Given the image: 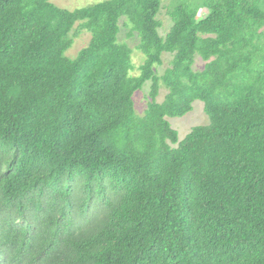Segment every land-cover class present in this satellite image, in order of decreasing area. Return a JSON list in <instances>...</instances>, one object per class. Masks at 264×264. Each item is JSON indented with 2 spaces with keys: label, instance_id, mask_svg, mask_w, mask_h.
<instances>
[{
  "label": "trees",
  "instance_id": "trees-1",
  "mask_svg": "<svg viewBox=\"0 0 264 264\" xmlns=\"http://www.w3.org/2000/svg\"><path fill=\"white\" fill-rule=\"evenodd\" d=\"M161 3L0 0V264H264V0Z\"/></svg>",
  "mask_w": 264,
  "mask_h": 264
},
{
  "label": "rangeland",
  "instance_id": "rangeland-1",
  "mask_svg": "<svg viewBox=\"0 0 264 264\" xmlns=\"http://www.w3.org/2000/svg\"><path fill=\"white\" fill-rule=\"evenodd\" d=\"M101 0H50L52 4L59 8H64L67 10H72L79 7H85L91 4L100 2ZM182 3L192 0H162L161 8L157 14V19L160 22V27L158 33L160 36H164L171 26V20L168 15V11L171 7V2ZM200 14V13H199ZM201 16V15H199ZM119 32L117 34V40L119 43H124L131 50L130 60L133 69L130 72L131 76H136L138 74V67L143 61V56L137 51L136 46L138 44V38L136 34L128 37L129 28L124 24V18L120 19L118 22ZM75 33L73 30L71 35ZM90 35L86 31H79L73 36V42L71 47L65 52V56L72 59L76 56L77 52L88 44ZM170 60V55H162V65L157 68L158 74H161L163 69L168 65ZM203 67V62L198 56H195L193 70H201ZM150 83L146 82L142 88L132 95L134 111L136 115L141 116L146 108L148 101L147 95L149 91ZM165 93L163 88L160 89L157 101H161ZM170 126L177 133V139L180 141L189 132V130L198 125H206L208 123L207 117L204 114L202 103L200 101H193L191 104L190 112L186 113L182 117L167 118Z\"/></svg>",
  "mask_w": 264,
  "mask_h": 264
}]
</instances>
